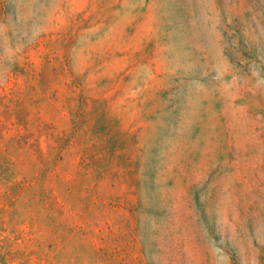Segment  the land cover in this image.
Masks as SVG:
<instances>
[{"label": "rangeland", "instance_id": "374dc122", "mask_svg": "<svg viewBox=\"0 0 264 264\" xmlns=\"http://www.w3.org/2000/svg\"><path fill=\"white\" fill-rule=\"evenodd\" d=\"M0 264H264V0H0Z\"/></svg>", "mask_w": 264, "mask_h": 264}, {"label": "trees", "instance_id": "16d2710c", "mask_svg": "<svg viewBox=\"0 0 264 264\" xmlns=\"http://www.w3.org/2000/svg\"><path fill=\"white\" fill-rule=\"evenodd\" d=\"M19 191H16V194L18 193Z\"/></svg>", "mask_w": 264, "mask_h": 264}]
</instances>
